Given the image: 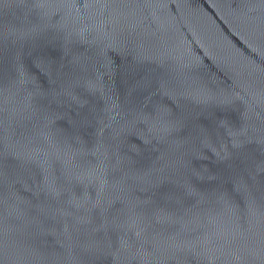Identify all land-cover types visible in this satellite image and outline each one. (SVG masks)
I'll use <instances>...</instances> for the list:
<instances>
[{
	"label": "water",
	"instance_id": "1",
	"mask_svg": "<svg viewBox=\"0 0 264 264\" xmlns=\"http://www.w3.org/2000/svg\"><path fill=\"white\" fill-rule=\"evenodd\" d=\"M149 55L264 114V0H15Z\"/></svg>",
	"mask_w": 264,
	"mask_h": 264
}]
</instances>
